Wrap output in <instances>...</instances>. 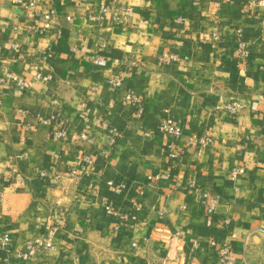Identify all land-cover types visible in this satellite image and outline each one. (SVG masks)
Wrapping results in <instances>:
<instances>
[{"label":"crops","instance_id":"0c3cea01","mask_svg":"<svg viewBox=\"0 0 264 264\" xmlns=\"http://www.w3.org/2000/svg\"><path fill=\"white\" fill-rule=\"evenodd\" d=\"M46 8L59 25L38 35L0 0V264H264V5ZM163 116L181 133L156 129Z\"/></svg>","mask_w":264,"mask_h":264},{"label":"built area","instance_id":"2783aa9c","mask_svg":"<svg viewBox=\"0 0 264 264\" xmlns=\"http://www.w3.org/2000/svg\"><path fill=\"white\" fill-rule=\"evenodd\" d=\"M42 1H44V0H11V2L13 4L27 9V14L32 19L31 23L27 26V30L29 32L36 33L38 35L45 34L51 30H56V28L59 25V21H58L59 19H58L57 14L53 8H46L44 10L39 11V13H38V11H35V8L37 6H39V4ZM248 3L250 6H253L256 4L264 5V0H248ZM33 7H34V10H33ZM107 8H108L107 5L102 3L99 7V12L101 14H103L107 11ZM66 19H70V16H67ZM260 28L261 29L264 28V17L261 18ZM212 39L217 40L218 35L216 33H213ZM237 52L239 53V55H242V56H244L246 53V49H245L244 43L242 41L238 42ZM93 62L94 63L98 62L97 56L94 57ZM120 82H121V80L116 79V78H110L108 80V83L112 86H116ZM17 85L19 87H21V86H23V83L21 81H17ZM135 103H136L135 116L138 117L143 112V102L140 100H135ZM228 108L231 111L235 112L237 109V105L235 103H233L230 106H228ZM81 117L83 119H85L86 115L81 114ZM155 127H156V129H158L160 131H167V132H170L172 134H180L182 131V128L178 124H176V122L169 116L161 117L156 122ZM150 133H151V130H149V129L144 131V135H146V136L149 135ZM55 134H56V136H62L63 131L57 130V131H55ZM81 137L84 138L85 134H81ZM171 155H173V154H171ZM243 171H244L243 168H238V169L234 170V173H241ZM108 184L112 185V188L115 192H118L125 187V182H123V181H119V182L108 181ZM215 204H216V201L214 199H212L210 201H205L206 213L213 212ZM104 210H105L107 215L115 216L113 213V210L111 209V206L109 204L105 205ZM51 233H52V231L48 232V237L51 235ZM11 244H12V241H11L10 235L8 233H5L2 236H0V245L9 247V246H11ZM28 244L31 247H42L46 244V241L43 238L35 237V238L30 239L28 241ZM132 244H133V246H136V243H132ZM225 254H226V251H225V248L223 247L219 250V255L221 258H224Z\"/></svg>","mask_w":264,"mask_h":264}]
</instances>
